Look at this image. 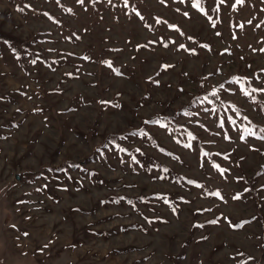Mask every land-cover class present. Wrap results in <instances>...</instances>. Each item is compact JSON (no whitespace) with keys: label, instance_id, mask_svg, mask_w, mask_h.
<instances>
[{"label":"rangeland","instance_id":"374dc122","mask_svg":"<svg viewBox=\"0 0 264 264\" xmlns=\"http://www.w3.org/2000/svg\"><path fill=\"white\" fill-rule=\"evenodd\" d=\"M0 264H264V0H0Z\"/></svg>","mask_w":264,"mask_h":264},{"label":"trees","instance_id":"16d2710c","mask_svg":"<svg viewBox=\"0 0 264 264\" xmlns=\"http://www.w3.org/2000/svg\"><path fill=\"white\" fill-rule=\"evenodd\" d=\"M193 4L195 6H199V0H192ZM198 97H203L205 98L206 100H208L210 103H212L214 106H221V105H225L227 104L228 102L222 100L216 93H211V92H208L206 91L204 88L200 87L198 89V93H197ZM190 105L189 104H186L184 105V107H181L179 108L178 110H176L175 114L174 115H177L179 112L187 109ZM177 113V114H176ZM246 129L247 128H244L243 130V133L246 134Z\"/></svg>","mask_w":264,"mask_h":264}]
</instances>
